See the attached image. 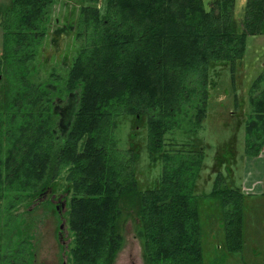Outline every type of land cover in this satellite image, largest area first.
<instances>
[{
	"label": "trees",
	"instance_id": "1",
	"mask_svg": "<svg viewBox=\"0 0 264 264\" xmlns=\"http://www.w3.org/2000/svg\"><path fill=\"white\" fill-rule=\"evenodd\" d=\"M84 2L67 27L78 44L65 75L39 82L32 63L53 0H9L0 11V264H32L31 215L50 189L68 197L66 264H114L124 215L135 221L143 264H215L203 259L202 197L219 211L221 247L240 251L246 193L220 177L194 192L204 159L195 138L215 84L209 69L227 62L232 72L247 37L264 34V0H246L240 20L235 0ZM57 100L69 107L58 131ZM248 106L244 152L255 156L264 148V71ZM126 119L131 136L143 125L148 165L158 169L144 187L142 149L119 147Z\"/></svg>",
	"mask_w": 264,
	"mask_h": 264
},
{
	"label": "rangeland",
	"instance_id": "2",
	"mask_svg": "<svg viewBox=\"0 0 264 264\" xmlns=\"http://www.w3.org/2000/svg\"><path fill=\"white\" fill-rule=\"evenodd\" d=\"M8 1L0 0V11ZM208 1L203 0L206 7ZM245 2L235 0L234 16L238 20L243 17ZM84 3V0H53L49 9L47 33L32 63L34 82L44 81L50 72L59 73L62 77L65 75L78 44L73 29L67 27L75 23L79 8ZM1 46L0 28V49ZM225 64L215 66V70L211 67L209 69L211 81L215 80V84L210 85L207 113L195 138L203 147L204 159L194 192L198 195L207 193L215 178L220 177L222 184L245 192L252 189V194L244 197L247 202H244L242 218V249L233 253L221 247L224 234L219 211L210 206L213 203L211 199L201 198L200 241L203 259L205 263L215 264H264V199H261L264 198L261 194L264 192V149L255 156L245 155L243 130L245 113L249 111V87L257 75L264 71V34L247 37L244 55L234 64L232 72L230 64ZM133 123L126 119L117 130V136L120 148H128L130 142H133L135 149H142L137 164V179L144 187L153 183L158 169L148 165L143 125L139 124L137 132L131 136ZM54 193L59 195L62 191ZM45 201H49V198ZM49 209L50 206L44 202L31 215L36 219L30 239L35 253L34 264H61L62 261L57 238L61 222L54 214L48 213ZM63 233L67 234L65 240L72 238L66 222ZM121 233L122 245L114 264H143L141 243L136 236L135 221L131 216L124 215ZM65 258L68 257L65 255Z\"/></svg>",
	"mask_w": 264,
	"mask_h": 264
},
{
	"label": "flooded vegetation",
	"instance_id": "3",
	"mask_svg": "<svg viewBox=\"0 0 264 264\" xmlns=\"http://www.w3.org/2000/svg\"><path fill=\"white\" fill-rule=\"evenodd\" d=\"M58 103L53 105L54 111L57 112L59 115V121L56 130L58 131V127L62 126L63 118L61 116H64L67 114L68 110V103H66L67 100H64L63 102L61 100H57ZM47 198H49V201H45ZM46 202V205L50 206V209L48 213L54 214L57 219L60 220L61 224L59 225V230L57 231V238L59 240V247H60V258L62 259L61 264H66L67 258H65V254L68 251V246L71 241V239L67 238V240L64 239V237L67 235L66 233H63V225L66 222L64 215L67 211L68 207V197L65 193L62 192V194L56 195L53 190H48L47 193H45L42 197L39 198V206H42V202ZM48 202V203H47ZM62 249V250H61ZM35 260V253L34 258L32 260V264H34Z\"/></svg>",
	"mask_w": 264,
	"mask_h": 264
},
{
	"label": "crops",
	"instance_id": "4",
	"mask_svg": "<svg viewBox=\"0 0 264 264\" xmlns=\"http://www.w3.org/2000/svg\"><path fill=\"white\" fill-rule=\"evenodd\" d=\"M264 149V148H263ZM264 151V150H263ZM260 187V189H261V186H259ZM250 189V188H249ZM251 191H248V192H245V190L243 191V192H245L246 193V195L247 196H251V194H252V189H250ZM260 193V192H259ZM261 194H263L264 195V192H261ZM261 199H264V198H261ZM259 200V199H258ZM245 202H247L246 201V199H245ZM264 235V234H263Z\"/></svg>",
	"mask_w": 264,
	"mask_h": 264
}]
</instances>
